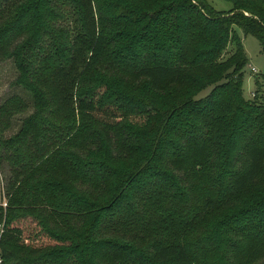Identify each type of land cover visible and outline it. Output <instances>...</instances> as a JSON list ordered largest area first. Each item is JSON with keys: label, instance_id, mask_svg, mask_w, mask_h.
Returning <instances> with one entry per match:
<instances>
[{"label": "trees", "instance_id": "obj_1", "mask_svg": "<svg viewBox=\"0 0 264 264\" xmlns=\"http://www.w3.org/2000/svg\"><path fill=\"white\" fill-rule=\"evenodd\" d=\"M224 1L0 0V264H264V0Z\"/></svg>", "mask_w": 264, "mask_h": 264}, {"label": "rangeland", "instance_id": "obj_2", "mask_svg": "<svg viewBox=\"0 0 264 264\" xmlns=\"http://www.w3.org/2000/svg\"><path fill=\"white\" fill-rule=\"evenodd\" d=\"M215 11L217 12H229L232 9V4L224 1V0H205ZM239 35L243 39V45L248 57V65L245 69V78L243 84V96L246 101L253 100V93H255V77L260 76L264 77V46L252 36H244L242 31L238 30ZM230 50H228L227 54L224 55V58L230 55ZM252 68L256 69V73L252 71ZM18 73L15 69L11 60H1L0 61V106L4 103L6 99L11 96H18L25 101L27 105L26 110L14 113L12 117L8 118L10 122V128L6 127L4 130V134L6 136L13 135L17 132L20 127L22 120L27 117L30 113H32V107L30 106L29 96L27 93L21 88L14 86L12 83L17 78ZM105 78L106 80H113L111 79V74L103 73H95L91 76V79L86 83H82L79 86V91L81 92H88L96 90L98 87L99 81ZM118 89H122L121 86H116ZM211 91V87H208L201 91L197 98H203L209 94ZM2 120V119H1ZM1 175V174H0ZM3 178V175H1ZM0 176V201H1V194L3 192L2 189V179ZM112 188V186H111ZM2 191V192H1Z\"/></svg>", "mask_w": 264, "mask_h": 264}, {"label": "built area", "instance_id": "obj_3", "mask_svg": "<svg viewBox=\"0 0 264 264\" xmlns=\"http://www.w3.org/2000/svg\"><path fill=\"white\" fill-rule=\"evenodd\" d=\"M252 71H253L254 73L257 72L256 69H254V68H252ZM2 189H3V186H2ZM1 192H2V191H1ZM0 206H1L2 208H6V206H7V200H6V198L4 197L3 192H2V194H1Z\"/></svg>", "mask_w": 264, "mask_h": 264}]
</instances>
